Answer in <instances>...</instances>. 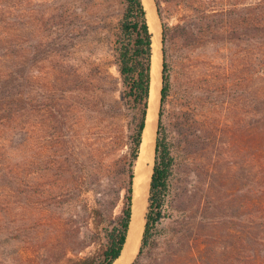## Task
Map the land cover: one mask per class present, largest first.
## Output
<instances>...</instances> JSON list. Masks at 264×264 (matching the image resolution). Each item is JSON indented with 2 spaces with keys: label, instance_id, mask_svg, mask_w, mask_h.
<instances>
[{
  "label": "trees",
  "instance_id": "trees-1",
  "mask_svg": "<svg viewBox=\"0 0 264 264\" xmlns=\"http://www.w3.org/2000/svg\"><path fill=\"white\" fill-rule=\"evenodd\" d=\"M113 1H102L105 10ZM205 1L170 26L154 0L161 89L144 230L131 264H264V0ZM118 4L113 78L95 62L88 73L72 70L57 49L42 70L40 57L30 56L31 11L0 0V183L30 212L32 232L19 243L25 250L17 248L27 264L56 253L66 264H113L126 244L152 33L142 0ZM106 21L92 32L106 30ZM196 43L231 50L220 66L205 62L217 77L199 88L181 72L184 47L176 48ZM203 108L233 119L230 131ZM9 205L0 204V229Z\"/></svg>",
  "mask_w": 264,
  "mask_h": 264
},
{
  "label": "rangeland",
  "instance_id": "rangeland-1",
  "mask_svg": "<svg viewBox=\"0 0 264 264\" xmlns=\"http://www.w3.org/2000/svg\"><path fill=\"white\" fill-rule=\"evenodd\" d=\"M18 1H23L25 7L31 11L30 15L32 18H36L37 16L41 18V21L38 23L36 20L30 18L29 46L30 56L33 57L38 55L40 57V61H42L40 67L42 70L48 69L53 52L57 49L58 57L61 58V61H64L65 64L71 65L72 70L76 71V69L80 67L81 72L88 73L95 62V64H98L99 71H97L99 74L101 72L110 73L113 78H118L113 51L115 40L114 33L120 19L118 0H115V2L113 1V4L110 2L108 10L104 8L102 4L103 0ZM152 1L162 32V22L157 14L155 2L154 0ZM160 1H162L164 10V22L170 26L179 23L182 16L191 12V7L196 8L200 5L198 0ZM230 1L216 0L214 2V0H207L205 3L211 6L220 5L221 7L222 5L233 2V0ZM37 11H40L41 14L39 15ZM106 17V30L99 29L92 32V26L99 24L100 19L105 20ZM40 23H42V26H40ZM37 24H39V27ZM201 41H205L204 36L203 40L199 42ZM182 46L184 47L183 52H180L179 55L185 56L186 59L182 64L181 72H190L191 75L195 76L192 77V81H195V84L192 86L194 88L201 87L203 82L211 83V79L213 80L217 77V75H214L215 70L210 69V66L205 65V62L220 66L225 62V58L231 55V50L222 45L218 46L215 44L211 46L207 44L206 46L205 44L204 47H202L200 44L196 43L185 50L186 46L178 44L176 48L180 49ZM219 84L220 78L215 80L214 84H211L215 94ZM213 96L215 97L216 95ZM216 108L220 110L222 107L217 106ZM206 111H209V113L216 118H219V115H221V119H223V123H225V125L221 124L222 130L225 132L230 131L228 124L231 125V121L234 123L233 119H229L228 122H226L225 116L221 112L214 111L212 108L204 109V112ZM221 136L223 135L221 134ZM4 193H6V188L0 183V204L4 206H6L7 203L10 204V214L5 221L7 225L0 229V236L2 237L6 233V235L11 238L10 242L8 241L6 245L1 244L4 250L0 247V264H27L28 260L21 259L24 255L21 257L17 248L24 249L23 245L25 244L19 243L22 236L30 231L28 229L30 212L27 210L28 208L23 209L21 206H17L12 194L9 195L8 193ZM4 218L5 217H1L0 219L3 220ZM31 232L32 231L29 233ZM3 241L6 242V240ZM90 250L91 248L87 249L81 255L87 254ZM72 256L71 254L69 255V257ZM43 260L44 263L42 262V264H56L59 261L58 253L52 256L49 262L44 258ZM21 261L24 263H21ZM65 262L66 261H59V264H66Z\"/></svg>",
  "mask_w": 264,
  "mask_h": 264
},
{
  "label": "bare ground",
  "instance_id": "bare-ground-1",
  "mask_svg": "<svg viewBox=\"0 0 264 264\" xmlns=\"http://www.w3.org/2000/svg\"><path fill=\"white\" fill-rule=\"evenodd\" d=\"M142 3L146 11L150 32L152 33V68L149 108L140 148V155L135 168L132 219L127 242L121 256L113 264H130L137 255L144 230L150 178L154 162V147L162 71L161 30L153 1L142 0Z\"/></svg>",
  "mask_w": 264,
  "mask_h": 264
},
{
  "label": "water",
  "instance_id": "water-1",
  "mask_svg": "<svg viewBox=\"0 0 264 264\" xmlns=\"http://www.w3.org/2000/svg\"><path fill=\"white\" fill-rule=\"evenodd\" d=\"M147 203H148V201H147ZM127 242V241H126Z\"/></svg>",
  "mask_w": 264,
  "mask_h": 264
},
{
  "label": "crops",
  "instance_id": "crops-1",
  "mask_svg": "<svg viewBox=\"0 0 264 264\" xmlns=\"http://www.w3.org/2000/svg\"><path fill=\"white\" fill-rule=\"evenodd\" d=\"M131 264V263H130Z\"/></svg>",
  "mask_w": 264,
  "mask_h": 264
}]
</instances>
